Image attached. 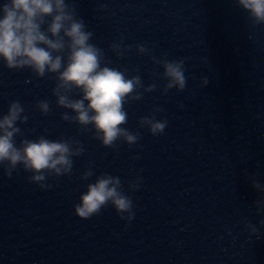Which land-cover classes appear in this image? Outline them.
<instances>
[{
  "label": "water",
  "instance_id": "obj_1",
  "mask_svg": "<svg viewBox=\"0 0 264 264\" xmlns=\"http://www.w3.org/2000/svg\"><path fill=\"white\" fill-rule=\"evenodd\" d=\"M66 2L94 33L91 43L104 50L110 67L130 75L139 68L145 87L158 88L125 105L126 127L141 138L113 150L94 132L62 120L52 77L37 79L0 63V115L20 100L29 116L18 124L26 138H74L85 148L73 158V174L50 178L48 190L29 183L22 168L11 179L0 169V264H264V213L254 204L262 194L252 187L256 173L264 186V25L253 27L235 0ZM122 38L125 47L143 44L150 55L133 49L117 57L110 46ZM164 54L185 63L183 93L163 95L165 81L152 76L163 68L151 57ZM45 99L47 116L35 108ZM156 107L168 127L154 137L138 121ZM90 165L94 176L82 181ZM104 173L118 176L132 196L130 224L111 204L89 220L75 214L88 183ZM137 177L142 183L132 193L128 183ZM246 223L256 225L258 237Z\"/></svg>",
  "mask_w": 264,
  "mask_h": 264
},
{
  "label": "clouds",
  "instance_id": "obj_2",
  "mask_svg": "<svg viewBox=\"0 0 264 264\" xmlns=\"http://www.w3.org/2000/svg\"><path fill=\"white\" fill-rule=\"evenodd\" d=\"M235 3L247 13L253 27L264 25V0H235ZM93 37L94 33L78 17L75 5L66 0H5L0 6V63L9 71L30 70L37 79L52 77L57 107L65 110L62 120L79 126L82 132H94V139L103 147L118 150L123 143L129 147L137 145L140 133L126 127L125 105L142 100L145 94L155 92L158 85L152 83L145 87L139 68L135 69V75H130L127 68L110 67L104 50L91 43ZM133 49L139 55H150L143 44L125 47L123 38L110 46L119 58ZM151 59L158 68H163L162 73L158 70L152 73L154 79L165 81L160 88L163 95L173 89L178 93L186 90L183 60H170L167 54ZM207 84V78H202L201 87ZM35 108L44 116L51 112L46 99L37 101ZM163 111L160 107L154 108L150 115L139 119V127L146 128L154 137L163 135L168 120L157 119V113ZM28 120L20 100L10 101L7 113L0 115V169L11 179L22 168L30 174L29 183L48 190L52 187L47 183L50 178L59 181L73 174V158L83 156L85 148L74 138L50 140L40 135L30 140L18 126L27 124ZM17 138H20L19 144ZM93 176L90 165L80 179L90 181ZM257 176L259 173L253 175L252 187L262 194L254 201L259 215L264 213V186ZM141 183V177L129 181L128 190L139 191ZM109 204L122 221L130 224L135 218L133 198L126 194L121 179L104 173L95 182L88 183L74 211L81 220H89ZM260 224L264 226V220ZM245 227L251 235L259 236L255 224L246 223Z\"/></svg>",
  "mask_w": 264,
  "mask_h": 264
}]
</instances>
